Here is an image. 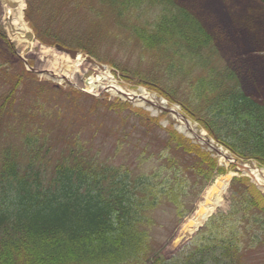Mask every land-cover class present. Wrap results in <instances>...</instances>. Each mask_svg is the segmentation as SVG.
Returning a JSON list of instances; mask_svg holds the SVG:
<instances>
[{"label":"trees","instance_id":"16d2710c","mask_svg":"<svg viewBox=\"0 0 264 264\" xmlns=\"http://www.w3.org/2000/svg\"><path fill=\"white\" fill-rule=\"evenodd\" d=\"M35 1L27 0L29 8ZM183 2L202 8L222 36L178 0H67L70 10L50 15L37 37L93 55L83 38L63 37L62 29L82 14L93 23L87 40L114 35L126 49L134 42L141 69L133 73L144 75L143 85L179 104L238 158L264 165V61L253 57L247 36L229 32L220 2ZM221 47L232 51L229 63ZM100 108L85 117L84 125L95 129L89 140L80 131L65 132L58 147L37 127L21 146L2 150L0 264H237L242 252L264 243V196L248 178H237L229 212L213 215L182 248L164 254L157 230L167 239L223 170L203 146L142 108ZM122 109L128 115L116 112ZM51 110L37 97L27 112ZM114 115L119 120L106 126L102 120ZM99 133L109 145L105 157L93 147Z\"/></svg>","mask_w":264,"mask_h":264},{"label":"rangeland","instance_id":"374dc122","mask_svg":"<svg viewBox=\"0 0 264 264\" xmlns=\"http://www.w3.org/2000/svg\"><path fill=\"white\" fill-rule=\"evenodd\" d=\"M22 1L25 6L24 17L26 24L29 31L35 34V39L31 42L29 40L22 41L9 38L3 25L4 2L0 0V159L2 150L6 146L11 144L21 146L26 135L37 127H41L45 133H48V143H54L60 147L64 143L63 135L65 132H69L72 135L73 132L80 131L83 134V138L89 140L93 136L95 129L84 125L85 117H90L98 108L101 110L100 107L125 104L131 108H143L152 118L160 119V123L164 128L173 124L175 129L183 132L186 137L206 147L217 159L218 167L223 170V172H219L214 176L213 180L203 191L201 190L202 192L196 200L193 211L167 239L162 237L160 230H157L156 233L159 235L157 242L163 243L161 250L164 254L169 255L174 249L182 248L206 224L205 221L196 228H189L190 223L197 215L199 207L204 203L209 188L213 186L218 178L227 176L233 169V164H230V162L221 157L222 155L218 154L220 148L208 139L204 130L193 119H190L180 106L172 105L170 107L181 114L182 117L180 118L183 119L184 123L178 119L176 113L160 108L162 105L169 108L163 96L142 84L145 82L142 79L144 75L138 77L133 73L137 71V68L141 69L136 59L138 47H136L134 42H131L128 49H126L121 42V38L120 41L116 40L114 35L105 36V38L96 35V39L90 38L87 40L84 35L92 27L91 24L93 23L91 20L83 18L82 14H79L75 19V25L72 24V28L62 29L63 37L77 36L81 39L83 38L89 42V48L94 52L93 55H89L87 51L77 47H70L63 43L57 44L50 39H47L49 44L42 43L37 34H43L45 21L50 15L60 10V8L65 13L70 10L67 4L64 3L67 0H49V3L46 0L45 2L36 0L32 9L29 8L27 0ZM198 1L201 6L203 0ZM178 2L189 10L194 11L211 28L210 30L207 27L215 37L220 38L222 36L219 33V28L214 31L216 24L213 23L211 18L209 20L206 18L204 12L200 11L202 8L198 11L196 7L183 2V0H178ZM217 2L221 3V7L230 22L229 32L237 33L238 36L241 33L247 36L252 43L250 51L253 57L262 58L264 61V0H217ZM66 16L60 15L58 20H64ZM101 26L99 25V27ZM109 28L110 26L107 29ZM93 29L91 28V30ZM222 30L227 31L225 29ZM114 32H118V29L115 28ZM99 34L102 33L100 32ZM61 47L71 50L76 49L79 53L88 56L97 65L109 68L116 85L121 87L128 95L111 90L109 86L105 85L106 83L108 85V80L103 81L96 92H87L84 88V79L87 73L97 69L96 73L102 75V71L88 61L83 63L75 62V60L71 59L68 52L60 49ZM220 50L229 63L233 57L232 51H225L223 47ZM117 66H120L121 69ZM124 69H127L128 73L123 74L122 70ZM142 69L144 70L145 66ZM16 86H18L17 89H15ZM10 95L11 99H9ZM37 97L43 98L45 102L51 105V114H41L34 117L28 114L27 110L31 105L35 104ZM163 101L166 103L162 104ZM76 105H78V108L73 110L72 106ZM116 112L123 116L128 115V112L124 109ZM40 116L42 118H39ZM96 119L99 120L98 117ZM118 120L119 117L114 115L113 118L102 121L105 122L106 126H113ZM186 120L189 122L187 127ZM36 122L42 123V126ZM25 124L27 125L22 127ZM104 138L105 136L99 133L93 139L95 151H101L104 155L103 157L110 154L109 145ZM223 151L225 150L223 149ZM226 155L228 158L233 157L229 152ZM238 163L257 168L264 173V165L257 161H238ZM246 178L254 182L251 177ZM230 187L231 184L226 193L223 207L214 214H226L229 212L232 196ZM258 188L264 193L259 186ZM199 190L200 182L197 180L194 195ZM161 217L162 220L167 219V215ZM163 234H166V232H163ZM248 239H250V236L244 237V241ZM262 239L264 238L262 237ZM237 264H264V243L252 249V251L246 250L242 252Z\"/></svg>","mask_w":264,"mask_h":264},{"label":"bare ground","instance_id":"6f19581e","mask_svg":"<svg viewBox=\"0 0 264 264\" xmlns=\"http://www.w3.org/2000/svg\"><path fill=\"white\" fill-rule=\"evenodd\" d=\"M16 4V8H11L6 0H3L4 5V15H3V25L6 33H8L9 38L12 40H25L26 34L29 32L28 26L25 21L24 17V3L22 0H10ZM71 59L75 60V62L83 63L85 61H88L90 63H94L92 60H90L88 57L84 55H77L73 56L70 54ZM95 64V63H94ZM97 68L102 71L101 74H97V69H94V73L87 76L84 79V85L85 90L89 93H94L96 90H98L102 84L103 81L108 80L105 84L106 86H109L111 90L118 91L124 94H128L127 92H124V90L116 85L115 81L112 78L111 72L106 67H101L97 64ZM178 119L181 121L183 120L178 116ZM183 122V121H182ZM184 123V122H183ZM188 122L186 124V127L188 126ZM225 159V158H224ZM227 161V160H226ZM228 162V161H227ZM230 162V161H229ZM244 171L245 173L251 176L252 180L264 190V173L260 171L257 168H252L249 166H245ZM234 174L229 173L227 176H223L221 178H218L213 186L209 188L206 199L204 203L201 204L199 207V210L197 212V215L194 217L193 221L190 223V229L196 228L203 224L213 213H215L218 209H221L224 204L225 196L228 191L231 178Z\"/></svg>","mask_w":264,"mask_h":264},{"label":"water","instance_id":"95a60500","mask_svg":"<svg viewBox=\"0 0 264 264\" xmlns=\"http://www.w3.org/2000/svg\"><path fill=\"white\" fill-rule=\"evenodd\" d=\"M6 2H7V4H8L11 8H16V4H15L14 2H12V1H10V0H6ZM26 37H27V39H29V40L34 39V35H33V33H31V32L27 33V34H26ZM60 49L63 50L62 48H60ZM64 51H66V52L72 54L73 56L77 54V53L74 52V51H69V50H64ZM90 73H91V72H90ZM88 75H89V74H88ZM243 168H244V167L239 166V169H243Z\"/></svg>","mask_w":264,"mask_h":264}]
</instances>
